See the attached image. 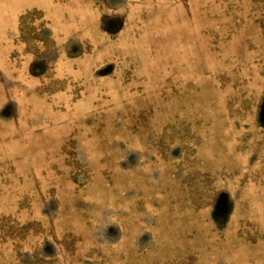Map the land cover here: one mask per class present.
<instances>
[{
    "label": "rangeland",
    "instance_id": "374dc122",
    "mask_svg": "<svg viewBox=\"0 0 264 264\" xmlns=\"http://www.w3.org/2000/svg\"><path fill=\"white\" fill-rule=\"evenodd\" d=\"M0 264H264V0H0Z\"/></svg>",
    "mask_w": 264,
    "mask_h": 264
}]
</instances>
